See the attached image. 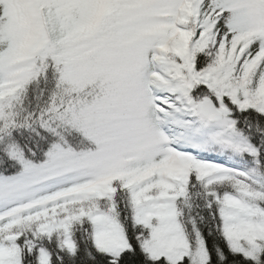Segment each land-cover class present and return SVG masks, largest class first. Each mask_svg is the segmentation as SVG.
Listing matches in <instances>:
<instances>
[{
	"label": "snow or ice",
	"instance_id": "6c2138e0",
	"mask_svg": "<svg viewBox=\"0 0 264 264\" xmlns=\"http://www.w3.org/2000/svg\"><path fill=\"white\" fill-rule=\"evenodd\" d=\"M0 264H264V0H0Z\"/></svg>",
	"mask_w": 264,
	"mask_h": 264
}]
</instances>
